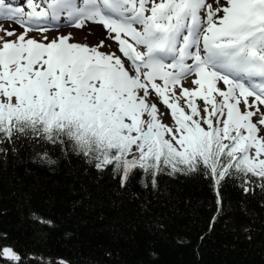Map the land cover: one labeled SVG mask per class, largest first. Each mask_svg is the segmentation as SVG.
<instances>
[{"label": "snow or ice", "instance_id": "snow-or-ice-1", "mask_svg": "<svg viewBox=\"0 0 264 264\" xmlns=\"http://www.w3.org/2000/svg\"><path fill=\"white\" fill-rule=\"evenodd\" d=\"M22 150L53 172L77 157L145 214L164 177L204 181L209 231L251 242L264 212V0H0V169ZM51 208L26 199L15 232L30 230L31 247L0 213V264H77L47 244ZM118 260L105 248L90 264Z\"/></svg>", "mask_w": 264, "mask_h": 264}, {"label": "trees", "instance_id": "trees-1", "mask_svg": "<svg viewBox=\"0 0 264 264\" xmlns=\"http://www.w3.org/2000/svg\"><path fill=\"white\" fill-rule=\"evenodd\" d=\"M80 168L74 156L62 157L54 172L37 168L29 163V152L22 150L0 169V213L22 246L37 243L30 230L15 232L24 203L30 199L36 206L52 203L51 212L60 227L47 244L77 264L101 259L105 248L119 253L116 264H264V212L249 242L223 223L209 231L214 198L204 181L164 177V194L148 195L151 212L145 214L139 202L117 197L110 180L97 183L81 174ZM134 190L141 192L139 185ZM228 196L236 224L246 223L239 213V192L229 189ZM249 206L256 208L255 201ZM156 218L167 225L163 234L150 228V221ZM65 232L72 235L66 237ZM197 246L199 255L195 254Z\"/></svg>", "mask_w": 264, "mask_h": 264}, {"label": "bare ground", "instance_id": "bare-ground-1", "mask_svg": "<svg viewBox=\"0 0 264 264\" xmlns=\"http://www.w3.org/2000/svg\"><path fill=\"white\" fill-rule=\"evenodd\" d=\"M11 2L13 3V4H18V3H20V0H11ZM53 27H56L55 25H53ZM65 31H74L73 29H65Z\"/></svg>", "mask_w": 264, "mask_h": 264}, {"label": "rangeland", "instance_id": "rangeland-1", "mask_svg": "<svg viewBox=\"0 0 264 264\" xmlns=\"http://www.w3.org/2000/svg\"><path fill=\"white\" fill-rule=\"evenodd\" d=\"M187 83V82H186Z\"/></svg>", "mask_w": 264, "mask_h": 264}]
</instances>
